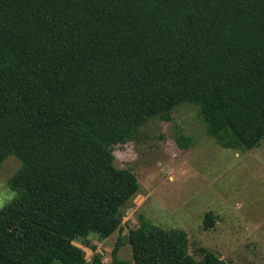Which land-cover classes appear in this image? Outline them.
Here are the masks:
<instances>
[{
  "label": "trees",
  "instance_id": "trees-1",
  "mask_svg": "<svg viewBox=\"0 0 264 264\" xmlns=\"http://www.w3.org/2000/svg\"><path fill=\"white\" fill-rule=\"evenodd\" d=\"M196 106L226 149L264 138V0H0V167L20 161L0 207V264H228L187 252L143 214L104 262L73 244L121 231L139 189L114 147L154 117ZM182 148L190 136L180 134ZM203 228L214 214L203 216Z\"/></svg>",
  "mask_w": 264,
  "mask_h": 264
},
{
  "label": "rangeland",
  "instance_id": "rangeland-1",
  "mask_svg": "<svg viewBox=\"0 0 264 264\" xmlns=\"http://www.w3.org/2000/svg\"><path fill=\"white\" fill-rule=\"evenodd\" d=\"M180 134L192 137L190 147L179 146ZM113 153L115 165L131 169L139 189L124 209L121 231L101 240L90 233L73 241L88 259L94 246L109 262L121 240L118 255L131 261L127 237L143 214L163 229L184 230L187 252L195 259H202L199 249L204 248L228 264H264V138L250 150L226 149L206 135L196 106L183 104L169 121L150 119ZM19 165L10 155L0 167V207L15 196L8 179ZM207 211L214 214L209 230L202 221Z\"/></svg>",
  "mask_w": 264,
  "mask_h": 264
}]
</instances>
